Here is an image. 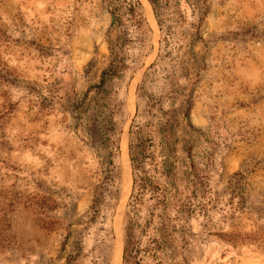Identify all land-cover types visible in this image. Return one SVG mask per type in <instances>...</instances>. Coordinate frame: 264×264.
I'll list each match as a JSON object with an SVG mask.
<instances>
[{"label": "rangeland", "instance_id": "rangeland-1", "mask_svg": "<svg viewBox=\"0 0 264 264\" xmlns=\"http://www.w3.org/2000/svg\"><path fill=\"white\" fill-rule=\"evenodd\" d=\"M112 1L0 0V264H123L130 145L167 116L147 106L158 97L174 197L154 221L151 201L140 208L152 222L136 235L159 248L144 264H264V0H190L182 20L174 2L157 18L141 0L151 31L109 83L123 105L94 114L95 140L84 114L122 35ZM190 150L214 197L182 234L171 218L192 193Z\"/></svg>", "mask_w": 264, "mask_h": 264}, {"label": "trees", "instance_id": "trees-1", "mask_svg": "<svg viewBox=\"0 0 264 264\" xmlns=\"http://www.w3.org/2000/svg\"><path fill=\"white\" fill-rule=\"evenodd\" d=\"M148 2L157 18L174 2L179 8L178 13L181 20L184 17L181 6L190 4V0H148ZM109 12L112 24L122 28V35L116 43L110 42V64L103 70L99 83L93 85L89 90V92L93 90L97 92L94 104L88 109L93 116L99 113L100 107L110 106V112L113 114L121 111L123 103L118 98L121 90L109 89V83L126 75L129 67L126 54L129 52L132 41L134 39L135 41H144V33L151 31L141 0H113L109 5ZM135 34L137 38H134ZM111 92L114 94H111ZM83 103L82 101L80 102L81 106L84 105ZM163 103V97L150 98L147 101L149 109H155L163 116H167H162L163 119L157 129L156 125L150 122L136 125V142L130 145V156L133 163V184L128 203L127 237L123 249V264H144L145 255L152 252L154 256L158 254L159 248L153 246V243H157L158 239L150 235L148 243L143 244L140 236L136 235V230L142 229V232H145L146 227L152 222V220H148L147 226H142L139 222L140 208L147 201H151L152 211L150 215L154 221L156 209L165 206L174 197L171 183L166 180L163 182L161 171L159 170L160 166L167 163L170 157L169 150L173 142V120L170 114L165 113ZM88 110L84 114L85 128L88 129V134L91 138L96 140L98 132L103 129V126H100L97 116L96 118L92 116L93 118L90 117L88 119ZM188 114L187 110L186 115ZM155 131L157 132V145L154 140ZM107 137L112 144L111 149H113L112 138L111 136ZM158 148H160V153L157 152ZM189 157L191 158L194 171L190 177L187 176L186 181L188 183L187 189L191 185L192 193L187 194V199L175 206L171 218L174 227H180L182 234L188 230L193 215L205 213L206 208L213 203L214 197L212 190L208 188L207 178L201 175L200 168L194 162L192 150L189 151ZM159 222L164 224L162 220Z\"/></svg>", "mask_w": 264, "mask_h": 264}, {"label": "bare ground", "instance_id": "bare-ground-1", "mask_svg": "<svg viewBox=\"0 0 264 264\" xmlns=\"http://www.w3.org/2000/svg\"><path fill=\"white\" fill-rule=\"evenodd\" d=\"M80 62V61H79Z\"/></svg>", "mask_w": 264, "mask_h": 264}]
</instances>
